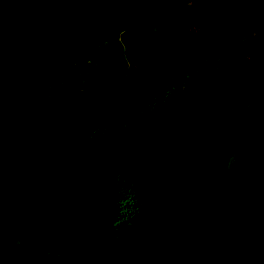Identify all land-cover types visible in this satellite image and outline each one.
I'll list each match as a JSON object with an SVG mask.
<instances>
[{
    "label": "trees",
    "instance_id": "1",
    "mask_svg": "<svg viewBox=\"0 0 264 264\" xmlns=\"http://www.w3.org/2000/svg\"><path fill=\"white\" fill-rule=\"evenodd\" d=\"M0 264H264V0H0Z\"/></svg>",
    "mask_w": 264,
    "mask_h": 264
},
{
    "label": "rangeland",
    "instance_id": "2",
    "mask_svg": "<svg viewBox=\"0 0 264 264\" xmlns=\"http://www.w3.org/2000/svg\"><path fill=\"white\" fill-rule=\"evenodd\" d=\"M47 52L48 51L46 49H44L39 53V60L42 62V64H44V62H45V54ZM47 84H48V82L45 81L44 85H47ZM239 150L240 149H238L236 152H233L228 158L225 159V167H226L225 171L226 172L229 173V172L239 170L243 166L248 164V161H246V160L240 161L237 159V157H239ZM235 163H236V166H235ZM219 169H221V168H219ZM222 169H223V166H222Z\"/></svg>",
    "mask_w": 264,
    "mask_h": 264
}]
</instances>
